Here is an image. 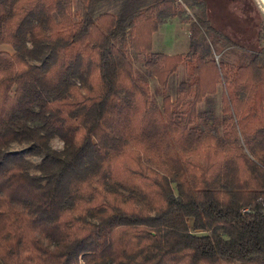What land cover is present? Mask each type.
Instances as JSON below:
<instances>
[{
	"label": "trees",
	"instance_id": "16d2710c",
	"mask_svg": "<svg viewBox=\"0 0 264 264\" xmlns=\"http://www.w3.org/2000/svg\"><path fill=\"white\" fill-rule=\"evenodd\" d=\"M100 1L0 0V264H264V42L198 52L231 42L194 0L187 50L152 51L176 0Z\"/></svg>",
	"mask_w": 264,
	"mask_h": 264
},
{
	"label": "rangeland",
	"instance_id": "374dc122",
	"mask_svg": "<svg viewBox=\"0 0 264 264\" xmlns=\"http://www.w3.org/2000/svg\"><path fill=\"white\" fill-rule=\"evenodd\" d=\"M152 0H101L99 10L116 11L121 4L122 9L140 8ZM180 13L163 18L150 33V49L163 53L184 52L188 47V26L199 11L198 3L194 0H176ZM204 15L210 24L218 29L231 44H226L223 37L212 33L205 34L199 41L197 51L206 50L215 61L229 64H242L264 42V3L263 0H203ZM73 10L80 12V0H73ZM0 49L11 52L8 45H0ZM134 73L143 77L149 87L151 98L160 102L162 88H159L152 76L142 64V57L129 49ZM184 74V65L180 63L175 73L170 77L168 88L179 81ZM222 83L218 82L215 92L209 97V102L216 110L220 107ZM167 91V90H166ZM169 91V90H168ZM206 102L200 103L204 107ZM50 145L54 148L61 146L60 140L51 138ZM23 144L12 143L11 148H22ZM36 161L37 157L31 158ZM190 224V220H188Z\"/></svg>",
	"mask_w": 264,
	"mask_h": 264
},
{
	"label": "built area",
	"instance_id": "2783aa9c",
	"mask_svg": "<svg viewBox=\"0 0 264 264\" xmlns=\"http://www.w3.org/2000/svg\"><path fill=\"white\" fill-rule=\"evenodd\" d=\"M246 209H247L246 207H242V208H241L242 211H243V210H246Z\"/></svg>",
	"mask_w": 264,
	"mask_h": 264
},
{
	"label": "bare ground",
	"instance_id": "6f19581e",
	"mask_svg": "<svg viewBox=\"0 0 264 264\" xmlns=\"http://www.w3.org/2000/svg\"><path fill=\"white\" fill-rule=\"evenodd\" d=\"M263 3H264V0H263Z\"/></svg>",
	"mask_w": 264,
	"mask_h": 264
}]
</instances>
